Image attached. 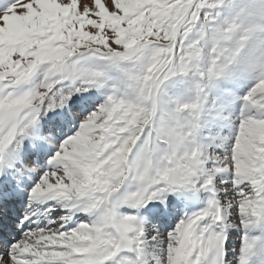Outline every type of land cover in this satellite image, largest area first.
Listing matches in <instances>:
<instances>
[{"label": "snow or ice", "instance_id": "6c2138e0", "mask_svg": "<svg viewBox=\"0 0 264 264\" xmlns=\"http://www.w3.org/2000/svg\"><path fill=\"white\" fill-rule=\"evenodd\" d=\"M0 264H264V0H0Z\"/></svg>", "mask_w": 264, "mask_h": 264}]
</instances>
